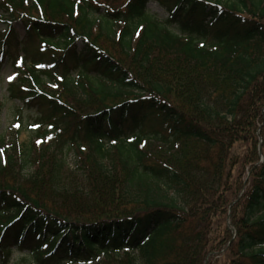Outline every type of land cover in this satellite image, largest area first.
Here are the masks:
<instances>
[{
    "label": "trees",
    "instance_id": "obj_1",
    "mask_svg": "<svg viewBox=\"0 0 264 264\" xmlns=\"http://www.w3.org/2000/svg\"><path fill=\"white\" fill-rule=\"evenodd\" d=\"M0 22L37 113L27 148L0 139V264H264V0H0Z\"/></svg>",
    "mask_w": 264,
    "mask_h": 264
},
{
    "label": "rangeland",
    "instance_id": "obj_2",
    "mask_svg": "<svg viewBox=\"0 0 264 264\" xmlns=\"http://www.w3.org/2000/svg\"><path fill=\"white\" fill-rule=\"evenodd\" d=\"M145 12L150 17L156 20H159V21H164L168 17V14L166 13V11L155 3H148L145 8ZM4 29H5V25L0 22V32H3ZM14 29L17 33L18 38L22 39L24 32H23V28L21 24L15 23ZM37 46H38L37 44L33 45V47H37ZM33 47H30L31 52L36 51ZM19 55H21V53ZM4 60L5 61H3L2 65L0 66V139L3 138V140L6 142V145H10L12 142H14L13 136L15 134V130L17 129V127H21L22 131L20 132L17 138L18 144L16 146V149L19 150L18 148L19 146L22 150H24L25 148H27V146H29L31 142L30 131L33 125L32 121L37 115V113L34 109L28 110L20 102L11 100L9 98V94L7 91L8 85H10L16 80L17 74L15 71L16 68H14L10 59L6 58ZM19 65L20 63L17 64V66ZM75 93H76V90H75ZM76 94L79 95L78 92ZM263 112H264V109L262 110V113ZM263 116H264V113H263ZM256 136H258L257 140L259 142L261 140V138L259 137V130H257ZM250 149H251V146H245L244 144H239L238 146V144H236L234 151H236L235 153L243 155L245 152L249 151ZM259 157H260L259 162H261L262 156L259 155ZM15 161L16 162H14L13 165L21 166L22 162L19 159L18 161L17 160ZM66 161L70 165L71 156L67 157ZM21 167H24V166H21ZM14 168L18 169V167L13 166L9 168L8 171H6V175L8 178L10 177V171H12V169ZM25 171L30 172V171H33V169L29 167V168H26ZM24 257L25 256L20 254L19 252L13 251L9 258V264H24L22 262L23 259H25ZM216 264H224V263L221 262V260H219L217 261Z\"/></svg>",
    "mask_w": 264,
    "mask_h": 264
}]
</instances>
